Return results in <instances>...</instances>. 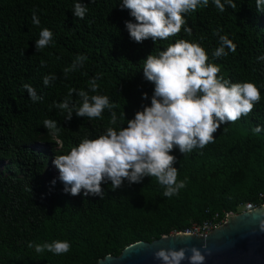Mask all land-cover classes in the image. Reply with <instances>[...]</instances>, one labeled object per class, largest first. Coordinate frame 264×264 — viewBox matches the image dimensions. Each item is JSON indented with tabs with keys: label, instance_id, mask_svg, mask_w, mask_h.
<instances>
[{
	"label": "trees",
	"instance_id": "obj_1",
	"mask_svg": "<svg viewBox=\"0 0 264 264\" xmlns=\"http://www.w3.org/2000/svg\"><path fill=\"white\" fill-rule=\"evenodd\" d=\"M81 2L87 12L74 16ZM225 3V0H221ZM225 11L209 0L185 14L192 28L167 40L137 43L125 22L135 23L121 0H0V263L1 264H98L107 256L118 257L137 242H152L208 215L240 214L247 204L264 205V11L256 0H233ZM264 8V5H261ZM33 13L40 23L32 22ZM52 32L50 44L40 50L36 41L43 29ZM227 35L235 52L216 59L219 36ZM179 39L199 43L208 62L220 67L218 76L232 83L250 82L260 91V101L248 116L221 125L214 142L182 155L178 149V182L186 186L172 197L155 177L142 183L112 190L111 182L101 185L103 198L71 195V185L51 167L56 156L68 154L84 139H95L109 126L110 111L101 118L77 117L54 105L66 98L76 107L80 98L70 89H88L97 78L98 91L118 105L117 130L127 125L143 106L151 105L154 84L143 76L144 60ZM228 51L227 49H225ZM85 56L75 70L77 56ZM43 63V67L41 66ZM45 76H55L46 87ZM33 87L42 99L33 102L23 85ZM147 93L148 99L142 98ZM71 106V105H70ZM125 113V119L121 114ZM51 119L59 128L55 136L44 128ZM259 126L262 131L255 133ZM69 191L65 192V188ZM209 214H207V212ZM67 241L70 250L56 255L37 253L28 244Z\"/></svg>",
	"mask_w": 264,
	"mask_h": 264
},
{
	"label": "clouds",
	"instance_id": "obj_2",
	"mask_svg": "<svg viewBox=\"0 0 264 264\" xmlns=\"http://www.w3.org/2000/svg\"><path fill=\"white\" fill-rule=\"evenodd\" d=\"M92 2V0H89ZM209 0H121L123 9L129 10L135 23L126 21L125 27L132 40L142 43L151 39L155 44L167 40L180 33L182 27L188 35H192L185 14L194 12L198 6H208ZM215 7L225 11V3L235 8L233 0H213ZM264 0H256L258 11ZM86 5L77 2L74 5V16L85 17ZM32 22L39 25L38 17L33 13ZM36 41L37 50L47 47L52 40V32L43 29ZM219 36V47L213 52V57L219 59L229 52L236 51V45L227 35ZM227 49L228 51H226ZM85 56H77L71 68H65L64 73L75 70L77 64H82ZM208 55L199 43H190L179 39L169 44L158 55L149 54L144 60L143 76L154 84V93L150 106H143L133 119L127 120L126 126L117 130V113L113 111L118 105L111 103L106 95H89L98 91L97 78L89 81L86 90L72 88L68 96L76 94L81 104L76 107L67 98L54 106L67 112L66 121H71L73 111L77 117L97 119L102 117L105 109L111 113L109 126L105 132L95 139L84 138L78 146L72 147L68 154L56 156L53 164L59 170V179L65 185H71V195L83 193L85 196L96 195L103 198L102 184L110 181L111 189L115 190L127 180L129 184L142 183L145 177H155L164 187L163 195L172 197L186 186L185 181L178 182V169L173 167L177 158L170 153L178 149L184 155L194 149H203L214 142V134L221 125L235 123L243 116H248L254 105L260 101V91L250 82L232 83L218 76L220 67L208 62ZM258 59L264 60V56ZM44 66L43 63L41 65ZM55 76H45L43 83L47 87ZM31 100L42 99L28 84L23 85ZM147 100V93L142 96ZM71 105V106H70ZM125 119V113L121 114ZM43 126L49 134L55 136L59 128L57 122L45 119ZM260 133L257 126L253 129ZM69 189L66 187L65 192ZM259 211V210H258ZM244 212V211H243ZM242 212V213H243ZM239 215V214H238ZM264 230V221L260 223ZM168 237H162L167 240ZM37 253L44 251L56 255L67 253L70 244L67 241L54 240L51 243L28 244ZM153 258L161 264H204L205 257L196 248L191 249V255H186L185 249L161 248L153 254Z\"/></svg>",
	"mask_w": 264,
	"mask_h": 264
},
{
	"label": "water",
	"instance_id": "obj_3",
	"mask_svg": "<svg viewBox=\"0 0 264 264\" xmlns=\"http://www.w3.org/2000/svg\"><path fill=\"white\" fill-rule=\"evenodd\" d=\"M262 221L264 206L229 217L226 224L207 235H169L167 240L137 242L124 249L120 256H107L98 264H161L153 258L161 248L185 249L188 256L196 248L205 257L204 264H264ZM182 264L189 262L185 260Z\"/></svg>",
	"mask_w": 264,
	"mask_h": 264
},
{
	"label": "built area",
	"instance_id": "obj_4",
	"mask_svg": "<svg viewBox=\"0 0 264 264\" xmlns=\"http://www.w3.org/2000/svg\"><path fill=\"white\" fill-rule=\"evenodd\" d=\"M264 206V205H263ZM258 207H256L253 204H247L246 205V211H252L254 209H256ZM207 214H209L208 211H206ZM238 214L235 213H227L225 215V217L223 216V218H221V216H219L218 214H214V215H208L207 218L202 222V223H192L191 226L181 230V231H174L171 235H188V234H192V235H199V236H204L207 235L209 233H211L214 229L223 226L224 224H226L227 219L229 217H233L236 216Z\"/></svg>",
	"mask_w": 264,
	"mask_h": 264
},
{
	"label": "rangeland",
	"instance_id": "obj_5",
	"mask_svg": "<svg viewBox=\"0 0 264 264\" xmlns=\"http://www.w3.org/2000/svg\"><path fill=\"white\" fill-rule=\"evenodd\" d=\"M51 167H54V168H55V166H54V164H53V163L51 164Z\"/></svg>",
	"mask_w": 264,
	"mask_h": 264
}]
</instances>
